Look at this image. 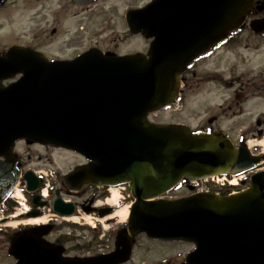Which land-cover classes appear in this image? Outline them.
Returning a JSON list of instances; mask_svg holds the SVG:
<instances>
[{"label":"water","instance_id":"1","mask_svg":"<svg viewBox=\"0 0 264 264\" xmlns=\"http://www.w3.org/2000/svg\"><path fill=\"white\" fill-rule=\"evenodd\" d=\"M7 1L0 0V7ZM253 7L254 0H152L130 9L131 31L155 38L147 54L119 56L91 48L73 60H50L20 45L0 52V205L20 179L14 147L21 139L73 149L90 159L64 177L69 189L128 184L135 199L111 252L64 255L63 244L45 238L53 225L38 224L12 237L8 253L15 264H124L142 233L193 243L182 264H264V170L253 173L238 193L162 198L183 179L251 172L264 157L244 141L237 147L224 132L197 133L187 124L149 119L177 100L188 64L238 28ZM251 25L264 31V18ZM17 74H22L17 81L3 84ZM25 178L28 191L35 192V207L47 206L36 192L42 178L32 171ZM57 195L53 211L75 215L76 206ZM111 211L103 208L101 215Z\"/></svg>","mask_w":264,"mask_h":264},{"label":"rangeland","instance_id":"2","mask_svg":"<svg viewBox=\"0 0 264 264\" xmlns=\"http://www.w3.org/2000/svg\"><path fill=\"white\" fill-rule=\"evenodd\" d=\"M150 1L99 0L89 6V15L84 10L85 7L74 5L72 0H9L0 10V52H5L11 45H39L50 56H67L91 44L112 49L117 54L142 52L147 47V41L130 32L125 13L129 8L141 7ZM54 29L56 31L53 34ZM250 41L264 42V39L253 37ZM237 45L215 54L206 63L198 66V71L204 74L217 70L220 74H216L215 80L202 82L197 89L184 93L169 109L151 114L150 119L158 123H184L193 129L209 130L208 119L218 115L220 118L213 122L214 128L231 131L235 139H239L240 133H243L252 149L258 143L260 151L256 148L253 151H263L264 135H257L260 127L255 124L258 118L264 120V97L261 94L255 92L254 88L251 89L248 100L243 103L241 117H232L231 113L223 117L219 109L221 104L236 100L234 89L248 82L259 84L256 74H264V46L259 51H242ZM239 52H244L245 62L241 60ZM207 79H211V74ZM16 151L26 159L27 168L45 171L48 169L59 176L67 174L81 161L71 151L38 143L29 145L20 141L16 145ZM230 178L234 179L228 177L229 180ZM220 183L221 181H208L198 183L197 186L201 190H211L221 185ZM120 191L121 199H129L125 204L130 206L129 189L121 188ZM106 192L110 197L111 192ZM191 193L189 184H181L172 195L181 197ZM22 195L23 197L10 200V203L16 205L13 214L25 211L17 202L19 199L25 202L26 197L24 193ZM6 208L7 206L1 208L0 218L7 215ZM114 212L96 218L89 214L86 219L78 216L79 222L57 216V220H54L56 223L46 238L51 242H57L61 238L66 254L71 256H93L108 252L114 249L116 232L127 220L123 221L119 216L113 217ZM12 221H18V218H12L8 223ZM92 221L96 227L89 223ZM20 225L23 223L13 226L0 222V264L16 263V259L8 254V246L10 238ZM109 232L114 234L108 237ZM194 247L191 242L150 239L141 234L136 239L131 259L124 264H182L187 253Z\"/></svg>","mask_w":264,"mask_h":264},{"label":"flooded vegetation","instance_id":"3","mask_svg":"<svg viewBox=\"0 0 264 264\" xmlns=\"http://www.w3.org/2000/svg\"><path fill=\"white\" fill-rule=\"evenodd\" d=\"M99 0H93L92 2H88V3H83V4H74L76 6L79 7H85V11L86 13H89L90 15V11L91 8L89 7L90 5H94L95 3H97ZM8 4V2L1 7L0 9L4 8L6 5ZM263 19L264 18V0H254V10L247 16L245 23L240 26L236 31L232 32L229 34V36L222 41L220 44L216 45V46H212L210 48V50H208L207 52H204L203 54L199 55L197 58H195L193 60V62L183 71V73L181 74V81H182V85H181V90H180V95H184V93H188L192 90H195L199 87V85L202 82L208 81V80H215V76L216 74H220L219 72H217V70L212 71V73H200V71H198V66L206 63L207 60H209L210 58H212L215 54H220L223 50H230V46H234L236 44L237 47H239L240 49L246 50V51H259L262 49V47L264 46V42H260V41H254L251 42L250 39L255 37L257 39H264V31L261 32H257L255 31L252 27H251V22L254 19ZM55 29L52 31V33H55ZM131 32V31H130ZM132 33V32H131ZM134 34V33H132ZM136 35V34H134ZM136 36L144 39L147 41V47L142 51V52H147L150 46V43L152 42V38H144L142 37L141 34H137ZM251 37V38H250ZM247 40V41H246ZM238 41V43H237ZM31 47H33L34 49H36L37 51L43 52L45 53L51 60H72L74 59L76 56H78L79 54L87 51L88 49L92 48V47H98L101 50H103L104 52H114V50L112 49H108L105 47H102L98 44H91L90 46L86 47V48H82V49H78L74 54H67V56H61V55H55V56H50L48 55L43 49V47H40L39 45H30ZM251 49V50H250ZM240 58L241 60H245V55L244 52H239ZM245 62V61H244ZM211 74V79H207L208 77H210ZM243 76V75H242ZM256 78L259 80V84L258 83H254L251 84V82H248L242 86H239L238 89H234V94H235V101H231V102H227L225 104H221L219 106L220 109V113L221 116L224 117V115L226 114H230L232 115V117H241V114L243 113V103L245 101L248 100L249 98V93L252 91L251 89L254 88L255 92H257L258 94H261L260 96L264 97V74L261 72L260 74H256ZM18 77L6 81V83H9L11 81H14L15 79H17ZM219 80V79H218ZM225 80V79H223ZM227 82V81H226ZM228 87V86H227ZM259 96V97H260ZM215 120L217 121L218 115H215ZM255 124L257 126H259L260 128L257 129V135L258 136H263L264 135V120L263 118H258L257 121L255 120ZM209 130L210 131H220L223 130L222 128H214L213 124H211L209 126ZM230 137L233 138V135L231 134V131L228 130H224ZM240 139H244L247 141V137L246 135H244L243 133H240ZM235 139V138H234ZM49 147L52 148H58V149H64L67 151H71L73 153H75V155L79 156L81 161L79 163H77L76 165L73 166V168L68 172L70 173L76 166L78 165H88L90 162V159L87 158L85 155L78 153L74 150L71 149H67V148H63V147H59V146H55V145H47ZM256 150H259V147H255ZM257 150V151H258ZM260 151V150H259ZM264 153V151H263ZM19 165L22 168V176L20 178V185L23 186V192L24 195L26 197V200L24 203H20L21 205H29L30 206V210L29 211H24L21 210V212H17L15 214V216L18 218V221H20V224H24L26 225V222H24V220L31 218V217H35V216H30L29 213L34 211V210H38L39 214L36 217H42V216H47L49 217L50 220H57V217L51 216L52 214V205H53V201L57 196V192H60V194L62 195L63 198H65L67 201L72 202L75 206H76V213H80L81 217L86 219V215H90V217L96 218V217H101V210L102 208H104L106 206V201H103V194L104 191L106 189H108L107 187H102V186H98V185H93V184H86L84 185L82 188H80L79 190L73 191L71 189H69L66 185L65 182L63 180L64 175H60L58 173H54L52 170H48L46 169V171L43 170H39V169H33L34 172L36 174H39L42 176L43 178V189L40 190V195L42 196L41 201L46 200L48 202L47 207H35L34 203H33V193H30L26 190V179H25V172L28 169L31 168H27V161L26 159L19 155ZM49 181L50 183L46 186V182ZM128 186H126L127 188ZM45 188V190H44ZM46 192L45 196L44 193ZM67 196V197H64ZM126 200H129L126 198ZM4 205H8V204H4ZM13 209H15V205L13 207ZM24 209V208H23ZM1 211V208H0ZM51 213V214H50ZM94 215V216H92ZM59 217V216H58ZM54 223H56L55 221H53ZM19 229H25V226H20ZM61 239V238H60ZM60 239H58L57 241H59ZM111 250H109L108 252H110ZM108 252H101V253H108Z\"/></svg>","mask_w":264,"mask_h":264},{"label":"bare ground","instance_id":"4","mask_svg":"<svg viewBox=\"0 0 264 264\" xmlns=\"http://www.w3.org/2000/svg\"><path fill=\"white\" fill-rule=\"evenodd\" d=\"M111 195L108 199V203H110L113 206H117L118 209L115 211L113 217L119 216L123 221H125L129 215V205H121V191L119 187H111L110 188ZM16 194L13 195V197L21 196L20 192L16 191ZM17 195V196H16ZM66 220L70 221H78V216H72V217H66ZM27 224H32V225H38V224H45L48 222V215L47 216H42V217H32L24 220ZM20 221H12L11 223H8L9 225L17 226L20 224Z\"/></svg>","mask_w":264,"mask_h":264},{"label":"trees","instance_id":"5","mask_svg":"<svg viewBox=\"0 0 264 264\" xmlns=\"http://www.w3.org/2000/svg\"><path fill=\"white\" fill-rule=\"evenodd\" d=\"M213 190H215V189H213ZM221 192L223 193V194H227L228 192H229V190L228 189H225V188H221ZM105 194V193H104ZM105 195H107V193L105 194ZM8 209H7V212H11L12 210H13V204L12 203H10V202H8ZM98 235H99V233H97ZM114 233L113 232H109L108 233V237H110V236H112ZM59 241H63L62 239H60ZM88 247H89V245H87Z\"/></svg>","mask_w":264,"mask_h":264}]
</instances>
